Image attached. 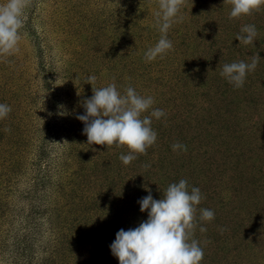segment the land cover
<instances>
[{
	"label": "rangeland",
	"instance_id": "rangeland-1",
	"mask_svg": "<svg viewBox=\"0 0 264 264\" xmlns=\"http://www.w3.org/2000/svg\"><path fill=\"white\" fill-rule=\"evenodd\" d=\"M231 8L186 0L173 49L146 62L158 0H31L19 52L0 55V104L11 107L0 120V264H119L110 245L147 219L145 189L160 199L181 179L215 214L194 231L200 264H264V6L229 19ZM246 24L254 46L236 39ZM256 54L241 88L221 76ZM93 75L94 87L131 86L165 112L155 144L127 166L126 146L89 145L76 119Z\"/></svg>",
	"mask_w": 264,
	"mask_h": 264
},
{
	"label": "clouds",
	"instance_id": "clouds-1",
	"mask_svg": "<svg viewBox=\"0 0 264 264\" xmlns=\"http://www.w3.org/2000/svg\"><path fill=\"white\" fill-rule=\"evenodd\" d=\"M227 2L232 5L229 19L252 15L264 6V0ZM185 3L186 0H158L160 10L155 13L154 26L161 36L155 46L145 52L146 62H152L157 57L163 59L173 49L167 33L173 23L182 19L179 13ZM30 4L31 0H6L0 4V55L11 56L19 52L20 30L25 25V10ZM241 33L245 35L238 34L236 39L244 45L254 46L257 36L255 25H244ZM259 60L256 54L250 63L224 64L221 76L235 88H241L247 74L257 68ZM95 82L94 75L86 77L84 83L92 85V96L82 101L85 112L77 115L76 119L84 124L83 133L89 145L126 146L129 153L119 159L127 166L138 155H145L147 149L155 144L157 132L151 126L153 117L159 120L165 112L152 107L154 99L151 96H141L131 86L121 94L115 82L100 88L94 87ZM10 112L9 105L0 104V120L7 118ZM172 149L186 152L187 146L174 143ZM145 190L149 191V195L138 203L140 212L147 210V219L135 228L117 231L110 245L112 255L119 264H200L204 251L193 238L194 231L199 221L211 222L215 218L212 210L197 208L203 199L200 189L192 187L189 191L187 180L181 179L178 183L169 184L160 199H153L150 190ZM199 231L204 233L207 229L200 227Z\"/></svg>",
	"mask_w": 264,
	"mask_h": 264
}]
</instances>
